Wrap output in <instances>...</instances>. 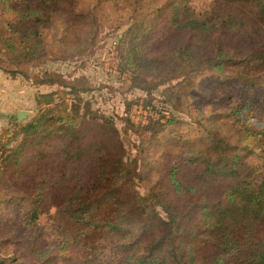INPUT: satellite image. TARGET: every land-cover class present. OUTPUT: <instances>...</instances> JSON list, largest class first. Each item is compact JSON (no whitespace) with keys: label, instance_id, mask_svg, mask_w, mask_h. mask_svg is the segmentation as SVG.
<instances>
[{"label":"trees","instance_id":"16d2710c","mask_svg":"<svg viewBox=\"0 0 264 264\" xmlns=\"http://www.w3.org/2000/svg\"><path fill=\"white\" fill-rule=\"evenodd\" d=\"M0 5L10 12L0 14V68L42 65L54 13L70 10L72 0ZM162 23L150 45H140V30L148 25L138 21L117 43L135 81L150 73L164 81L204 69L245 80L264 74V0H214L207 11L176 9ZM38 71L34 82H47L48 72ZM69 85L76 89L73 81ZM60 93L39 94L41 108L32 119L15 117L14 128L2 130L0 172L26 197L31 217L43 213V203L54 208V244L62 251L87 246L94 255L87 264H264V131L249 126L258 114L250 103L233 111L241 124L234 133H211L207 150L191 166L182 158L165 169L162 183L141 194L135 160L112 118L89 120ZM157 123L156 132L165 126ZM45 138L53 143L39 154L29 151ZM233 140L256 159L242 157ZM90 236L96 247L89 246ZM100 242L106 250L97 249ZM54 244L37 256L51 261Z\"/></svg>","mask_w":264,"mask_h":264},{"label":"rangeland","instance_id":"374dc122","mask_svg":"<svg viewBox=\"0 0 264 264\" xmlns=\"http://www.w3.org/2000/svg\"><path fill=\"white\" fill-rule=\"evenodd\" d=\"M213 1L72 0L70 10L63 7L54 13L42 65L30 64L22 70L14 67L9 72L0 68V134L4 128H14L11 121L19 111L28 112L20 120L23 122L37 114L41 108L39 94L61 90L60 96L69 104H78L89 120L112 118L127 156L135 160V187L141 194H147L164 181L161 176L168 166L182 158L189 159L187 165L191 166L192 159L207 150L211 133H234L241 124L233 111L244 102L258 111L249 126L263 132L264 74L245 80L233 72L219 74L204 69L164 81L160 75L150 73L137 82L126 67L122 51L117 49L131 23L152 22L140 30V45L145 47L165 27L162 21L167 15L176 9L180 14L186 10L201 13ZM0 14L10 16L3 5ZM40 68L49 75L43 77L47 82L37 84L34 80ZM72 81L75 90L70 89ZM167 119L173 123L167 124ZM157 121L165 124L158 132ZM236 140L233 142L241 156L255 160L250 149ZM51 141L45 138L29 151L35 148L39 154ZM11 182L10 176L0 172L1 264H87L93 259V250L87 246L76 243L62 251L58 242L54 244L58 238L51 219L54 208L43 203V213L31 217L29 202L11 187ZM89 238V246L96 247L93 236ZM51 243L53 253L47 255L51 258L47 262L46 257L37 256V251ZM100 243L103 246L97 245V249L106 250L104 242Z\"/></svg>","mask_w":264,"mask_h":264},{"label":"water","instance_id":"95a60500","mask_svg":"<svg viewBox=\"0 0 264 264\" xmlns=\"http://www.w3.org/2000/svg\"><path fill=\"white\" fill-rule=\"evenodd\" d=\"M27 113L28 112L19 111L18 114H17V120L18 121L22 120L26 116Z\"/></svg>","mask_w":264,"mask_h":264}]
</instances>
